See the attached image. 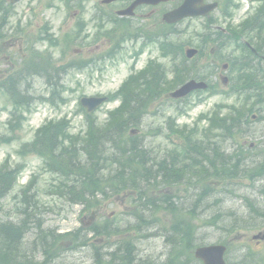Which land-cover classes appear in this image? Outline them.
<instances>
[{"label": "trees", "instance_id": "trees-1", "mask_svg": "<svg viewBox=\"0 0 264 264\" xmlns=\"http://www.w3.org/2000/svg\"><path fill=\"white\" fill-rule=\"evenodd\" d=\"M5 1L0 0L1 11L4 9ZM256 17L255 20L246 24L247 29L254 27L259 22L264 26V8L258 11ZM6 22V18H3L0 29ZM160 27L156 34L158 38L162 39L161 53L174 59L169 71L160 64L150 63L144 71L130 77L118 94L112 96V99H121V106L110 114L108 122L102 126H99L94 118L87 117L89 126L84 137L70 135V124L66 119H63L58 123L51 122L43 125L37 131L34 142L23 147L27 153H33L43 158L45 170L60 178L56 188L61 196L67 195L70 200L82 203L89 201L86 196L87 193L93 197H96L98 193L101 197H107L109 192L118 195L130 190L135 191L137 203L142 202L144 204L146 201L151 202L159 197L157 195L158 186L180 187L184 181L186 183L195 181L193 183L196 185L197 181L199 182L197 186L202 185L204 191L213 194L216 192L219 182L223 185H230L235 181L249 177L253 172L264 175V156L253 159V156H246L245 151L241 148L233 146V142L236 144L238 142L237 137L244 133V126L234 131L230 129L238 120L247 124L249 122L247 116L250 112L246 113V111L253 110V107H249L253 105L251 102L260 104L264 100V77L260 78L261 69L256 65L250 67V72L244 78L250 87L256 88L258 93L250 90L247 85L241 89L246 101L245 106L248 108L246 110L243 108L241 111L229 108L223 115L220 109L214 112L211 117L204 116L209 120V127L202 132L194 129L188 131L187 128L180 130L174 119L170 118L167 122L169 132L167 137L178 142L176 145L173 144L171 151H167L163 155V159L156 161L152 157V149L141 141L143 138L130 136V131L139 127L144 119L152 113L151 110L157 101L168 100L169 93L187 80L193 78L210 80L213 75L211 72L203 71L199 64V59L204 55L200 54L199 58L193 62H188L185 59V46L193 44L190 40L183 37L179 38L178 35L171 36L172 31H174L173 27L163 24ZM156 34L152 35L150 39H153ZM208 36L210 40L211 34ZM1 38L2 35H0ZM204 39L203 43H206L208 41L207 36ZM259 47L263 51V44ZM253 58L257 59L256 57ZM63 71L62 68L57 70L47 57L40 58L36 62L32 61L18 75L9 78L5 88L6 93L15 102L23 104L24 100H30L28 95L30 84H26L25 89L19 78H22L25 83V80L28 79L25 74L40 73L39 75L46 77L48 85L55 87L57 79L60 77L58 73H63ZM23 91L26 92L23 93ZM210 91L214 94L217 89L214 85H210ZM51 94L53 97L49 101L52 104H57L55 98L60 101L59 95L56 91H52ZM61 101L66 102L64 99ZM164 106L165 104H161L159 107L157 105L156 112L161 111ZM28 111L30 110L28 109ZM15 127L21 128V122ZM195 133H201L202 136H196ZM212 135L215 136L214 139L211 138ZM0 141H4L2 137H0ZM107 141L113 143L117 141L118 144L114 143V146L110 148V146H105ZM136 141H140L141 145H136ZM229 143H232L233 151L225 145ZM142 148L148 151L149 157L143 156ZM262 153L264 154V152ZM101 161L102 165L100 166ZM158 163L161 169L165 171L169 169L172 173L179 174L181 176L180 182L166 183L158 180L155 171V166ZM124 165H128L129 170L134 174V179L139 181L140 185L130 183L129 178L123 175ZM21 171V167L11 168L9 165L0 168V200L17 186ZM32 186L33 183L31 182L28 186L22 187L18 194V197H21V201H19L21 207L17 205L16 207L22 215L18 220L20 224H9L4 230L0 228V252L6 257L4 260H0V263L22 264V261L19 260L24 259L27 264H34L27 260L28 257L22 253L23 250L20 246L23 234L31 231L30 218L36 215L34 203L36 210L39 207L41 209V200L36 197L35 193L31 192ZM76 186L78 192L75 191ZM90 189L96 190L97 193L96 191L89 192ZM262 193L264 194V190ZM165 197H169V195ZM200 200L197 199L198 202L196 201L195 205ZM194 209L195 206L186 209L185 217L177 214L171 225L172 227L179 221L190 232V235L184 240L187 247L186 256L189 260L193 259L191 253L193 249H189V245L193 243V233L199 228L194 224V221L198 219ZM256 211L255 213L258 215H264V211L259 208ZM41 231L42 236L52 237L53 244L66 243V236H59L43 229ZM135 231L137 230L135 229ZM18 236L21 240L17 239ZM38 237L40 236L38 235ZM128 241H130L128 238L123 240V242Z\"/></svg>", "mask_w": 264, "mask_h": 264}, {"label": "rangeland", "instance_id": "rangeland-1", "mask_svg": "<svg viewBox=\"0 0 264 264\" xmlns=\"http://www.w3.org/2000/svg\"><path fill=\"white\" fill-rule=\"evenodd\" d=\"M78 1V0H73ZM100 0H88L87 3V11L83 15L86 19L88 28L87 34L93 36L95 34V25L90 21L92 15L94 13L93 7L95 4H98ZM242 6L241 9L236 13L234 24H239L246 16L248 12L251 11L253 6L258 5V0H237ZM253 2V3H251ZM45 0H23L22 3L15 7L16 15L11 19L9 30V36L14 34V29L17 22H20L22 27L27 26L26 34L29 36L38 34L39 29L42 27L44 22H50L52 26V32L60 39H63L67 34H71L75 31V26L78 20V12L72 10L71 12L67 11L64 7V1L55 0L52 2L53 8L46 9L45 8ZM251 6V9H249ZM171 5H167L166 8H170ZM149 8L144 7L139 11V16L143 18L146 13H148ZM215 16L219 17V24H222V27L225 28V21H229V18H224L220 15L218 11H216ZM225 20V21H224ZM201 23V21H198ZM196 22L197 24H199ZM194 23L184 22L183 28H189V31L194 30ZM84 46H76L73 47L70 51L67 52V55L63 61L60 63H65L70 60H96V64L92 65L89 68H86L82 71L71 70L69 74L65 78V83L68 86L69 90L67 91V95L69 96L70 103L62 109H54L48 106L46 103L37 104L35 112L29 116V120L25 123L23 130L19 133V139L14 142L12 145L3 146L0 148V164L4 161L6 156L10 154L12 156V162L14 164L24 163L26 165V171L22 175L20 184L24 185L28 183V181L34 177L38 178L37 187L39 188L38 194L41 197L42 203H44V216L45 223L42 227L57 229V233H61L68 230H74L79 228L83 224L86 227H89L92 224L90 221L91 214H86L87 212H82V207L74 205L67 198L61 199L58 195L47 194V190L51 185H55L57 182L54 177L49 173L43 170L42 161L39 160L36 156L29 155L25 159L19 157L17 155V151L20 148L23 142L31 141L35 130L43 124L46 120L51 117H55L56 115H68L71 116L73 120V132H77L78 128L81 127V120L83 119V113L80 111L79 107V98L81 96H93L97 94H109L111 92L116 91L121 83L126 79V77L131 73V66L134 65L136 70H141L144 68L149 59H160L158 50L155 46L148 47L139 57L137 62H134V54L138 52L141 48V42L136 45L128 44L124 51L117 55L116 59L112 60H101V57L104 56L111 49V43L108 41H100L97 43H92V40L85 42L82 39L79 41ZM87 44V45H86ZM36 48L45 50L47 48V44L42 43L36 45ZM26 50V42L23 39H10L6 41L3 46V52L0 54V80L3 79L7 75V71L11 68V63L16 61L19 63L22 55ZM55 58L60 57V51L54 50ZM33 89L35 90L36 95H44L47 93L46 87L44 83L35 79L33 81ZM192 103V110L189 111L187 116L180 117L178 124L183 125L187 124L192 127L195 123V120L201 113H208L213 109V106L216 104L230 105L234 102V97L227 96H216L211 98H206V101L198 104L197 97L193 95L190 96ZM117 104H107L104 105L101 109L97 111V116L102 121L106 117L107 109L114 108ZM11 109V103L7 100V98L3 95H0V128L2 131H5V127L3 126L9 116V111ZM264 112V108L262 109ZM168 114H171L167 112ZM163 117L160 118H152L147 119V122L142 126L141 130H147L149 127H162L163 125ZM249 135L244 139L246 146L253 147L258 144L260 140L264 137V122H256L252 123L249 131ZM148 144H151L152 148L158 152L162 149L164 150L167 146L162 138H148L146 140ZM170 146L168 147V149ZM245 185H230L227 187H220L217 189V193L215 197L210 200L211 209L200 217L199 224H202L204 221L208 219L212 220L214 215L218 214H227L229 216H233V218H237L236 221L244 224L245 227L249 228L252 226L249 224L248 215L249 209L245 205L243 201V196L251 195L252 199H256L261 201L260 198H257L258 191L256 187L263 186L264 180L256 183L255 186H248V183H244ZM255 188V189H254ZM262 188V187H261ZM251 192V193H250ZM19 193V187H17L14 191H12L7 197L0 201V219H13L16 217L15 211V202L13 197ZM250 193V194H246ZM222 199L221 201H216L217 199ZM218 203H214V202ZM262 206L263 204L260 203ZM107 207L104 208L105 211H102L98 217L104 215H117L119 214L120 219L122 221L124 232L130 231V226L127 227V223L123 218L122 212H128L127 208L128 200L125 195L117 196L114 200L109 201ZM104 212V213H103ZM248 214V215H247ZM247 215V216H246ZM246 216V217H243ZM240 217L244 218V221L240 220ZM203 220V221H202ZM209 220V221H210ZM235 219H231L230 223ZM163 221H166L163 219ZM131 226L135 225L136 222L133 219H130ZM220 225V224H218ZM259 232H264V224H261L258 228L250 230V231H240L239 234V243L235 244L234 248L237 245H249L252 250L258 254L256 257V262L247 261L243 259V255L246 253L248 248L238 251H233L231 255V264H262L263 261L259 259H264V243L256 246L255 242H251V238L254 234ZM34 231H31L29 234V238L32 239L34 237ZM200 240L201 242H205L206 244H213L219 241H232V237H225V232L223 230L218 229L217 226H203L200 230ZM101 242L102 241H98ZM140 250L143 252L144 257L155 255L157 257L165 254V249L163 246V241L158 239L149 240L145 243H141ZM68 257L65 260V264H91L90 255L88 251H84L81 254L67 253L64 255Z\"/></svg>", "mask_w": 264, "mask_h": 264}, {"label": "bare ground", "instance_id": "bare-ground-1", "mask_svg": "<svg viewBox=\"0 0 264 264\" xmlns=\"http://www.w3.org/2000/svg\"><path fill=\"white\" fill-rule=\"evenodd\" d=\"M255 66L251 63L245 62V67L250 69V67ZM26 89V87L24 86ZM26 91H23L25 93ZM254 114L257 115L258 119H264V112L255 111ZM251 123H243L238 120L235 121V124L231 126V131L235 129H239L244 126V133L241 135L243 139L249 135ZM147 137H151L148 134ZM144 143L145 139H141ZM118 144V142H114ZM112 141H107L105 146H110L112 148L114 146ZM136 145H141L140 141L135 142ZM264 143L250 156H253V159H258V157H263L264 154ZM263 150V151H262ZM143 156L149 157V153L145 148H142ZM156 161L159 159H163V156L156 155L152 156ZM163 162V161H161ZM159 162V163H161ZM159 163L155 166L156 176L158 180H161L166 183L180 182L181 176L179 174L172 173L169 169L166 171L161 169ZM249 164V163H247ZM102 165V161L99 164ZM122 173L124 176L128 177L129 182L134 185H140L139 181L134 179V174L128 168V165H124L122 169ZM121 173V174H122ZM132 178V179H131ZM264 180V175L258 172H253L249 177L242 179L236 185L241 186L245 185L244 183H248L249 187L255 186L256 183ZM195 181H189L180 186V193L178 196L171 197H158L157 199L151 202H139V205L143 208V215L141 219L135 224V229L137 230V237L128 242H123L122 240L117 239V235L122 232L123 224L120 219L121 216L119 214L111 216L106 215L107 212H103L104 215L98 217L101 212H97V207L99 203V197H93L90 193H87L86 196L89 198V201L85 202H75L74 200H70L71 203L77 206L82 207V212L86 211V214H91L89 227L86 225H82L79 228L74 230H68L61 233H57V229L45 228V216L42 211V207L36 210V205L34 203L35 209V217L30 218V230L34 231L35 235L32 239L29 238L30 232H25L22 236L23 240H21L20 236L17 237L18 240H21L20 244L22 248V253L27 257V260H30L34 264H65V260L68 257L64 255L67 253L81 254L84 251H88L90 255L91 264H197L191 260H189L186 256L187 247L184 244V240L190 235V232L184 228L183 224L179 221L176 222L172 227H167L166 229L161 227L157 221V218H166L164 211H169L173 215H177L178 212L185 211L188 208H192L195 206L196 215L199 217H203L211 209L210 200L215 197V193H210L204 191L203 186L199 185V182L196 181V185L193 183ZM78 184V183H77ZM79 185V184H78ZM264 187V186H261ZM261 187H256L258 191L257 198H260L261 201L256 199H252L251 195H244L243 201L245 205L249 209L248 220L249 224L253 226H260L264 224V215H258L256 209L262 208L264 209V194L261 191ZM255 189V188H254ZM75 191L78 192V188L76 186ZM96 191L94 189H90L89 192ZM34 193V192H33ZM97 193V191H96ZM251 193V192H250ZM246 193V194H250ZM200 200L198 204L195 205L196 201ZM216 201H221L222 199L216 198ZM197 201V202H198ZM214 203H217V202ZM262 203L263 206L260 204ZM170 209H172L170 211ZM159 210V212H157ZM16 217L13 219H0V228L1 230L6 229L9 224L19 225L18 221L22 215L20 212L15 210ZM157 212V214H156ZM157 217V218H156ZM35 218V219H34ZM231 219H235L230 223ZM175 219H170L171 225L173 224ZM208 219L204 223L200 225V227L193 234V243L189 245V249H193V254L200 248V250L205 246V242H201L200 240V230L203 226H217L218 229L223 230L225 232V237L227 238L229 235H232L235 232V228L238 226L239 222L236 221L237 218H233V216H229L227 214H218L214 215L212 220ZM125 222V221H123ZM131 225V222L127 223ZM220 224V225H218ZM53 232L59 236H66L65 240L70 239L71 243L66 244L62 242H58L57 244H53L51 236H42L41 230ZM38 235L40 237H38ZM160 238L163 241V246L165 249V254L157 257L155 255H150L144 257L143 252L140 250L141 243H145L149 240ZM98 241H102L98 242ZM222 241V240H221ZM225 241V240H223ZM20 255V254H19ZM22 256V255H20ZM23 257V256H22ZM6 257L4 254L0 252V260H4ZM22 264H27L26 260L20 259ZM3 264V263H0ZM6 264V263H4Z\"/></svg>", "mask_w": 264, "mask_h": 264}, {"label": "water", "instance_id": "water-1", "mask_svg": "<svg viewBox=\"0 0 264 264\" xmlns=\"http://www.w3.org/2000/svg\"><path fill=\"white\" fill-rule=\"evenodd\" d=\"M161 1H167V0H140L137 3L157 4ZM202 2L203 0H185V3L180 8L165 15V20L168 21L169 23H175L188 16L205 15L216 7V5H211V6H202L200 8L199 5L202 4ZM195 54L196 52L193 50L187 51V56L189 58H192ZM205 87L206 85L204 84H197L195 82H190L189 84L181 88L179 91H177L174 94V96L175 97L184 96L194 89L205 88ZM82 103L88 106L90 110H92L95 109L101 103V100L84 99ZM258 238L260 237L259 236L255 237V239ZM224 251L225 249L223 247L201 249L197 251V257L203 259L205 264H223L222 257Z\"/></svg>", "mask_w": 264, "mask_h": 264}]
</instances>
